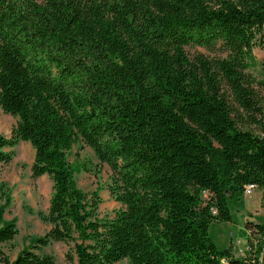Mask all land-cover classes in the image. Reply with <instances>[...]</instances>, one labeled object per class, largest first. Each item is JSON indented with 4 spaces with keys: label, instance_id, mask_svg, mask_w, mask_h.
I'll use <instances>...</instances> for the list:
<instances>
[{
    "label": "trees",
    "instance_id": "trees-1",
    "mask_svg": "<svg viewBox=\"0 0 264 264\" xmlns=\"http://www.w3.org/2000/svg\"><path fill=\"white\" fill-rule=\"evenodd\" d=\"M255 46L264 0H0V108L18 118L0 163L30 142L33 176L53 181L52 226L13 261L2 247L18 228L0 206V264H264V219L246 223V256L210 235L247 184L264 207ZM79 144L111 169V216L77 184ZM53 241L71 245L65 263L39 253Z\"/></svg>",
    "mask_w": 264,
    "mask_h": 264
},
{
    "label": "rangeland",
    "instance_id": "rangeland-1",
    "mask_svg": "<svg viewBox=\"0 0 264 264\" xmlns=\"http://www.w3.org/2000/svg\"><path fill=\"white\" fill-rule=\"evenodd\" d=\"M187 49L191 54L203 52L209 57L223 55L221 50L209 51L200 46H189ZM254 56L257 63L249 69V72L254 77L260 78L264 70L263 48L255 46ZM17 121L18 118L5 113L0 108V135L10 136ZM5 150L13 152L14 155L10 163H0V206H6L5 219L16 221L18 233L13 240L5 243L2 249L13 261L19 253L31 246L34 239L44 236L50 230L52 224L46 221L44 216L49 212L53 181L47 174L37 178L33 176L32 164L35 159V150L30 142L21 141L17 146ZM68 159L71 163L85 164L88 167L89 171L80 170L75 178L78 186L85 192L89 194L98 192L101 198L98 210L100 218L113 215L121 204L116 202L110 194V167L107 164H101L90 147L80 144L68 154ZM261 194V189H256L252 195L243 194L230 204L233 220L229 225L233 226V231H236L234 242L237 250L248 246L247 253H250L246 220L248 211H251L254 213L252 215L254 222L263 221L264 207ZM232 233L230 230V234L228 233L225 238L216 226L212 225L210 228V235L220 249L228 248ZM253 241L256 245V238ZM70 247L68 243L53 241L49 246L42 248L39 253L51 254L59 263H65L66 252ZM242 253L235 256H242ZM116 264H130V262L124 259Z\"/></svg>",
    "mask_w": 264,
    "mask_h": 264
},
{
    "label": "crops",
    "instance_id": "crops-1",
    "mask_svg": "<svg viewBox=\"0 0 264 264\" xmlns=\"http://www.w3.org/2000/svg\"><path fill=\"white\" fill-rule=\"evenodd\" d=\"M262 195H263V192H262L261 196ZM252 215H254V213L251 211H248V215H247L248 219L246 221H253L254 218L252 217ZM230 223H232V222L214 223L213 226H216V228L220 231L221 235L225 236V238L228 236V233L230 234V230H232L234 236L232 237V235H231V239L229 241L228 247L233 246V252L235 255H237L238 253H242L244 249H245V251L242 253V256L248 255L249 254V253H247L248 252V246L245 248H240L239 250H237L236 244L234 242V239L236 237V231H233V226L229 225ZM248 234H249V232H248Z\"/></svg>",
    "mask_w": 264,
    "mask_h": 264
},
{
    "label": "built area",
    "instance_id": "built-area-1",
    "mask_svg": "<svg viewBox=\"0 0 264 264\" xmlns=\"http://www.w3.org/2000/svg\"><path fill=\"white\" fill-rule=\"evenodd\" d=\"M256 189H259L258 186L254 183H249L244 188L245 195H252Z\"/></svg>",
    "mask_w": 264,
    "mask_h": 264
},
{
    "label": "water",
    "instance_id": "water-1",
    "mask_svg": "<svg viewBox=\"0 0 264 264\" xmlns=\"http://www.w3.org/2000/svg\"><path fill=\"white\" fill-rule=\"evenodd\" d=\"M234 236V234L232 233V237Z\"/></svg>",
    "mask_w": 264,
    "mask_h": 264
}]
</instances>
